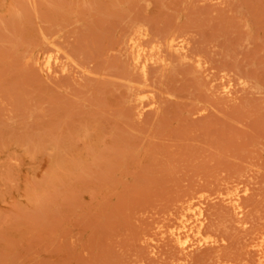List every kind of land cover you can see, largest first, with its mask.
<instances>
[{
	"label": "rangeland",
	"instance_id": "rangeland-1",
	"mask_svg": "<svg viewBox=\"0 0 264 264\" xmlns=\"http://www.w3.org/2000/svg\"><path fill=\"white\" fill-rule=\"evenodd\" d=\"M0 264H264V0H0Z\"/></svg>",
	"mask_w": 264,
	"mask_h": 264
}]
</instances>
